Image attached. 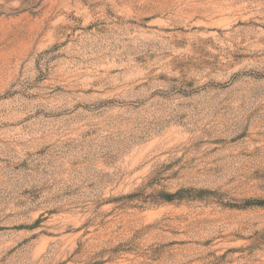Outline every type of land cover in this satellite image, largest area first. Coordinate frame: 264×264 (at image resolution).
Masks as SVG:
<instances>
[{"label":"rangeland","instance_id":"374dc122","mask_svg":"<svg viewBox=\"0 0 264 264\" xmlns=\"http://www.w3.org/2000/svg\"><path fill=\"white\" fill-rule=\"evenodd\" d=\"M0 264H264V0H0Z\"/></svg>","mask_w":264,"mask_h":264}]
</instances>
